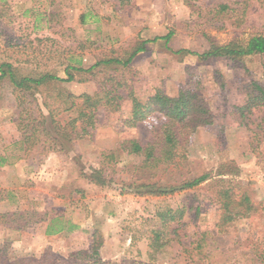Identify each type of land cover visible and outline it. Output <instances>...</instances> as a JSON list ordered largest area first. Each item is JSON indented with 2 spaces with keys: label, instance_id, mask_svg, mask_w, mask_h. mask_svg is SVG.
I'll list each match as a JSON object with an SVG mask.
<instances>
[{
  "label": "rangeland",
  "instance_id": "rangeland-1",
  "mask_svg": "<svg viewBox=\"0 0 264 264\" xmlns=\"http://www.w3.org/2000/svg\"><path fill=\"white\" fill-rule=\"evenodd\" d=\"M229 0H0V64L13 63L23 74L50 72L65 78L69 57H82L84 67L109 58L127 57L140 41L173 33L171 41L150 42L137 55L131 74L140 97L156 89L173 97L188 81L200 83L215 122L190 138L182 175L195 177L233 162L237 179L248 187L259 212L227 228L218 225L215 188L203 186L156 198L122 193L119 185L98 187L85 177L98 168L101 151L126 140L146 144L166 122L155 113L134 127L120 112L101 109L88 135L60 140L58 151L23 143L19 110L7 85L0 84V264L37 259L46 252L62 264H264L254 257L264 251V106L253 83L264 86V58L254 56L237 66L228 60L201 62L196 55L211 43L224 45L233 32L202 26L200 11ZM235 1V0H231ZM85 24L81 17L89 14ZM253 21L259 12L252 13ZM208 35V37L205 36ZM189 68V69H188ZM79 78V77H78ZM73 95H93L97 82L61 84ZM42 103V100H39ZM35 106V104H34ZM71 113L58 117L68 123ZM50 126V125H49ZM117 177L129 182L140 159L119 153ZM137 176V175H136ZM167 208L185 209L175 241L163 250L149 248L147 232ZM200 209L199 214L196 213ZM207 233L209 258L192 261L184 247H196ZM98 249L97 256H95ZM8 264V263H7Z\"/></svg>",
  "mask_w": 264,
  "mask_h": 264
},
{
  "label": "trees",
  "instance_id": "trees-1",
  "mask_svg": "<svg viewBox=\"0 0 264 264\" xmlns=\"http://www.w3.org/2000/svg\"><path fill=\"white\" fill-rule=\"evenodd\" d=\"M192 1L195 0H184L191 7ZM198 10L204 20L202 26L233 32L235 37L224 45L211 43L202 53L180 50L179 54L196 55L204 63L228 60L236 66L249 57L264 58V0H229ZM251 12H259L256 21H253ZM89 16L98 17L91 13L83 15V24ZM172 36L173 33H169L152 41H140L127 57L105 58L90 67H84L82 57L71 56L65 63V78L50 72L23 74L13 63L4 62L0 64V84L7 85L15 98V105L19 110L17 123L23 143L30 147L42 144L49 151H58L57 148L62 146L60 140L73 142L88 135L89 130L96 127L101 109L108 113L120 112L124 103L129 102L130 115L124 121L129 127L145 122L155 113L164 115L166 122L154 130L155 138L152 141L142 144L137 140H126L114 150L101 151L99 167L92 168L85 177L98 187L119 185L124 194L156 198L194 191L203 186L214 187L213 200L219 214L218 225L227 228L257 214L261 204L255 202L248 187L238 182L241 171L233 162L221 164L199 176L182 175L187 159L184 152L190 138L199 128L212 126L215 122L213 111L202 96L200 83L194 78L190 79L173 97L166 95L161 89H156L147 97H140L131 74L134 58L147 51L148 43L164 40L168 44ZM92 80L98 85V90L93 95L77 96L59 89L64 83ZM253 86L263 102L264 86L260 83H253ZM260 105L264 106V103ZM66 112L73 114V117L68 123H61L58 117ZM119 153L140 159L136 167L137 176L132 175L129 182L120 181L117 177L116 157ZM3 163L1 160L0 164ZM199 212L198 208L196 213ZM185 213V209L170 208L157 213L155 226L147 232L151 250L161 251L175 241L173 237L176 236L177 229L174 227L183 221ZM193 244L184 247L186 255L192 261L207 260L210 256L207 233L202 234L196 247ZM94 252L97 256L98 249ZM254 257L264 263V251L257 248ZM5 263L62 264L49 251L40 258H32L29 263H26V259Z\"/></svg>",
  "mask_w": 264,
  "mask_h": 264
}]
</instances>
